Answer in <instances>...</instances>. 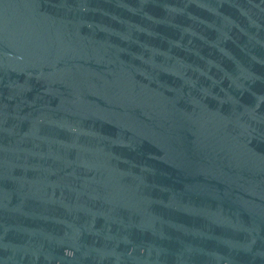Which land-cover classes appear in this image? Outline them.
I'll return each mask as SVG.
<instances>
[{"label":"water","instance_id":"water-1","mask_svg":"<svg viewBox=\"0 0 264 264\" xmlns=\"http://www.w3.org/2000/svg\"><path fill=\"white\" fill-rule=\"evenodd\" d=\"M0 264H264V0H0Z\"/></svg>","mask_w":264,"mask_h":264}]
</instances>
